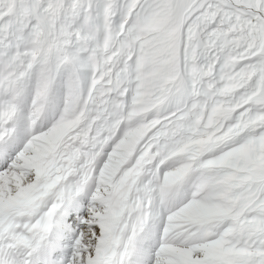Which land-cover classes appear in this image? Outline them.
<instances>
[{
	"label": "snow or ice",
	"instance_id": "obj_1",
	"mask_svg": "<svg viewBox=\"0 0 264 264\" xmlns=\"http://www.w3.org/2000/svg\"><path fill=\"white\" fill-rule=\"evenodd\" d=\"M0 264H264V0H0Z\"/></svg>",
	"mask_w": 264,
	"mask_h": 264
}]
</instances>
